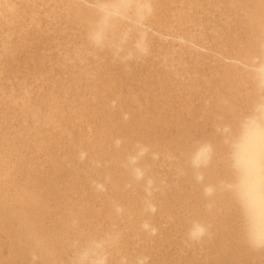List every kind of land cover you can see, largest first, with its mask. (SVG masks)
I'll return each mask as SVG.
<instances>
[{"label": "bare ground", "instance_id": "6f19581e", "mask_svg": "<svg viewBox=\"0 0 264 264\" xmlns=\"http://www.w3.org/2000/svg\"><path fill=\"white\" fill-rule=\"evenodd\" d=\"M261 103L264 0H0V264H264Z\"/></svg>", "mask_w": 264, "mask_h": 264}, {"label": "clouds", "instance_id": "9594fccd", "mask_svg": "<svg viewBox=\"0 0 264 264\" xmlns=\"http://www.w3.org/2000/svg\"><path fill=\"white\" fill-rule=\"evenodd\" d=\"M255 145H264V103L254 107L234 134L233 167L237 182L227 186L243 193L254 227L253 242L264 244V154L251 150Z\"/></svg>", "mask_w": 264, "mask_h": 264}]
</instances>
